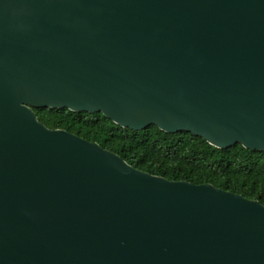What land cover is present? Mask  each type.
Masks as SVG:
<instances>
[{
    "label": "water",
    "instance_id": "water-1",
    "mask_svg": "<svg viewBox=\"0 0 264 264\" xmlns=\"http://www.w3.org/2000/svg\"><path fill=\"white\" fill-rule=\"evenodd\" d=\"M33 108L264 152V0H0V264H264V205Z\"/></svg>",
    "mask_w": 264,
    "mask_h": 264
},
{
    "label": "trees",
    "instance_id": "trees-1",
    "mask_svg": "<svg viewBox=\"0 0 264 264\" xmlns=\"http://www.w3.org/2000/svg\"><path fill=\"white\" fill-rule=\"evenodd\" d=\"M33 111L47 128L97 143L137 170L170 181L210 184L264 205V152L240 144L218 149L189 132L170 134L156 126L134 131L102 113H76L66 108Z\"/></svg>",
    "mask_w": 264,
    "mask_h": 264
},
{
    "label": "rangeland",
    "instance_id": "rangeland-1",
    "mask_svg": "<svg viewBox=\"0 0 264 264\" xmlns=\"http://www.w3.org/2000/svg\"><path fill=\"white\" fill-rule=\"evenodd\" d=\"M74 128H76L75 126H74ZM82 130H84L85 131V129L82 127ZM91 133H92V135L95 133V131L94 130H91Z\"/></svg>",
    "mask_w": 264,
    "mask_h": 264
}]
</instances>
